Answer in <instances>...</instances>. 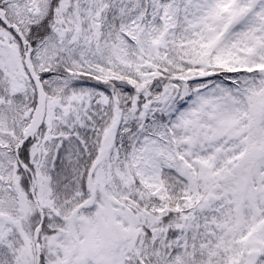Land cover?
Instances as JSON below:
<instances>
[{
    "label": "snow or ice",
    "instance_id": "obj_1",
    "mask_svg": "<svg viewBox=\"0 0 264 264\" xmlns=\"http://www.w3.org/2000/svg\"><path fill=\"white\" fill-rule=\"evenodd\" d=\"M0 264H264V0H0Z\"/></svg>",
    "mask_w": 264,
    "mask_h": 264
}]
</instances>
